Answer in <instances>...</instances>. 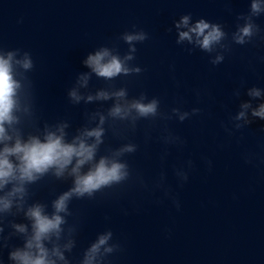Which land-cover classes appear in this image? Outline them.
Here are the masks:
<instances>
[{
	"label": "water",
	"instance_id": "95a60500",
	"mask_svg": "<svg viewBox=\"0 0 264 264\" xmlns=\"http://www.w3.org/2000/svg\"><path fill=\"white\" fill-rule=\"evenodd\" d=\"M249 3L0 0V52L15 51L17 58L26 52L32 60L30 70L18 69L22 111L14 127L20 135L42 137L63 124L70 142L95 128L102 115V142L92 163L107 157L127 165L124 180L91 197L73 196L67 214H60L59 239L45 246L60 247L67 264H82L90 245L107 232L113 251L102 247L99 264H264V120L248 110V123L235 119L242 103L254 108L264 101V14L252 18L258 31L247 43L232 39L244 22L238 17L249 15ZM186 14L190 23L204 18L221 25L225 37L213 51L177 43L173 22ZM141 31L146 39L132 42L135 51L129 53L123 35ZM100 48L120 58L131 54L126 64L139 71L97 76L83 60ZM218 54L223 59L213 64ZM85 73L81 86L78 78ZM253 87L261 89L260 98L248 96ZM73 88L79 102L68 96ZM121 89L126 95L120 101L85 99ZM141 98L157 101L155 115H109L114 103ZM125 145L134 150L117 155ZM72 180L67 172L58 178L50 170L26 185L19 211L13 206L0 214L2 264H11L8 252L30 234L24 209L40 204L51 214L52 202ZM13 223L24 224L27 233H16ZM69 242L71 248L64 249Z\"/></svg>",
	"mask_w": 264,
	"mask_h": 264
},
{
	"label": "clouds",
	"instance_id": "9594fccd",
	"mask_svg": "<svg viewBox=\"0 0 264 264\" xmlns=\"http://www.w3.org/2000/svg\"><path fill=\"white\" fill-rule=\"evenodd\" d=\"M260 14H264V0H250L249 15L238 17L244 22L238 25L232 34V39L236 44L247 43L258 31L252 18ZM190 20L191 16L186 14L173 22L177 30V43L187 41L206 52H211L225 37V32L217 23H211L204 18L191 23ZM122 39L129 44V53H131L135 51L132 42L143 41L146 39V34L142 31L125 33ZM130 59H132L131 54L120 58L112 54L108 48H100L88 54L83 64L97 76L110 79L118 74L138 72V68L127 66L126 61ZM222 59L223 57L218 54L212 63L216 64ZM31 68L32 60L28 53L25 52L17 58L15 51L0 52V214L9 212L13 206L19 211L26 195V185L35 182L50 170L58 178L67 172L73 180L72 187L52 202L51 214L46 213L40 204H32L24 209V216L30 221V234L25 236L22 247H14L8 252L7 258L11 264H56L57 261L67 264L60 247L54 244L49 249L45 246V242L51 241L52 238L59 239L60 226L64 223V218L60 214H67V204L73 196L91 197L101 188L124 180L128 176L127 165L107 157H100L92 163L96 148L102 142L101 137L104 131L101 127L104 123L102 115L95 128L84 129L70 142L65 140L66 125L63 124L58 125L55 130H46L42 137L30 135L23 138L20 135L14 127L20 120L17 113L22 111L20 99L22 84L17 78L20 75L18 69L27 71ZM87 78L86 73L82 74L78 78V84L83 86ZM247 94L249 97L258 99L262 92L261 89L253 87L248 90ZM125 95L123 89L114 93L98 91L94 97L89 95L85 99L87 101L106 100L109 96H113L120 101ZM68 96L73 102H79L81 99L75 88L68 92ZM240 107L241 111L237 113L236 120L244 119L245 123L249 122L245 110H248L252 117L264 120V101L254 108L249 102L242 103ZM156 109L155 99L145 103L141 98L125 102V104L114 103L109 110V115L124 119L131 111H135L138 116L147 117L155 115ZM23 111L26 112L27 108H23ZM184 115H181L180 119H183ZM90 138L91 143L88 142ZM133 150L132 145H125L117 155ZM86 164L90 167L86 172H82L81 169ZM6 188L7 191H5ZM11 227L20 234L28 231L22 223H13ZM0 232H3L2 227H0ZM110 236V232L98 236L85 252L82 264H99L98 255L102 247L105 253L112 252L113 247L107 245ZM71 246L69 242L63 247L67 250Z\"/></svg>",
	"mask_w": 264,
	"mask_h": 264
}]
</instances>
